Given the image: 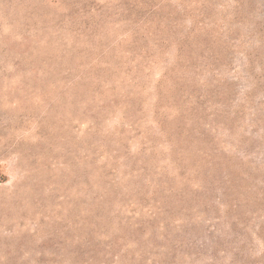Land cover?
<instances>
[{
    "label": "rangeland",
    "instance_id": "374dc122",
    "mask_svg": "<svg viewBox=\"0 0 264 264\" xmlns=\"http://www.w3.org/2000/svg\"><path fill=\"white\" fill-rule=\"evenodd\" d=\"M0 264H264V0H0Z\"/></svg>",
    "mask_w": 264,
    "mask_h": 264
}]
</instances>
